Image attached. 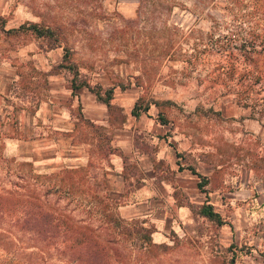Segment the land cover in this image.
<instances>
[{"label": "rangeland", "instance_id": "obj_1", "mask_svg": "<svg viewBox=\"0 0 264 264\" xmlns=\"http://www.w3.org/2000/svg\"><path fill=\"white\" fill-rule=\"evenodd\" d=\"M251 2L264 7V0ZM138 4L139 0H0V14L6 27L24 20L62 22L68 44L74 48L72 59L91 83L94 72L106 71L118 80L112 68L121 65L119 79L131 80L124 89V120L139 96L171 98L175 103L151 104L148 110L150 114L164 110L172 128L188 134L187 140L207 155L208 162L199 168L210 172L209 201L227 222L219 225L197 212L204 199L201 194L194 196L192 213L179 227L157 241L151 234L153 221L142 213L122 217L117 205L105 207L95 200L85 204L78 191L74 194L78 199L63 195L55 200L57 194L50 193L49 203L65 207L79 225L103 228L101 238L114 237L110 264H264V51L249 52L238 38L227 51L215 47L217 34L238 24L246 8L232 0H143ZM61 57L62 48L50 47L44 38L11 35L0 28V92L13 102V107H7L0 98L2 128L8 133L2 150L6 157L15 158L0 160V182L6 187L17 172L56 170L19 164L25 160L4 152L5 139L15 135L18 125L14 115L5 118L4 113L34 111L38 94L45 95L48 76L61 74L69 79L68 70L50 73ZM72 113L81 117V104ZM132 119L134 125L137 118ZM85 122L81 126L88 128ZM131 169L137 170L136 165ZM161 175L167 184L160 186L151 179L150 187L155 192L173 191L179 198L180 177L175 179L167 167ZM129 199V195L124 198ZM161 201L170 209V196ZM110 213L119 219L118 224ZM133 225L147 227L150 240L129 235ZM40 244L11 222L0 223V264H73L65 253Z\"/></svg>", "mask_w": 264, "mask_h": 264}, {"label": "crops", "instance_id": "obj_2", "mask_svg": "<svg viewBox=\"0 0 264 264\" xmlns=\"http://www.w3.org/2000/svg\"><path fill=\"white\" fill-rule=\"evenodd\" d=\"M113 69L118 80H114L106 71L102 75L94 72L92 76L95 79L93 83L114 85L111 102L118 108L110 111L86 86L73 90L70 77L50 75L46 80L45 95L38 94V105L34 111L21 110L18 114L13 111L18 125L13 129L15 135L5 139L4 152L44 170L84 165L92 160L96 169L104 173L107 190L117 200L120 215L124 217L142 213L149 216V220L154 223L151 232L153 240L158 241L165 239L166 232L178 228L180 221L192 213L194 196L203 194L206 198V193L197 185L198 175L186 165L194 164L199 172L209 177L210 172H202L199 168L200 164L206 165L208 162L207 155L187 140L188 134L172 128L168 119L166 122L158 120L159 110L156 114H150V106L147 111L141 110L138 115H134L131 112L132 105L130 111H126L124 120L125 88L118 84L123 82L119 79L123 69L121 65H114ZM0 98L7 107H13V102L2 92ZM80 104L83 116L93 122V125L88 124V128L81 126L85 121L72 113L75 105ZM161 111L167 118L164 110ZM132 118H137L134 125L131 123ZM178 162L183 167H179ZM132 164L136 165L137 170L131 169ZM210 164L214 166L213 162ZM163 167L171 169L175 179L180 177L182 180L177 191L179 198L173 191L155 192L150 187L151 179H157L160 186L167 184L161 175ZM129 186L131 190L128 191ZM127 195L130 197L128 201L124 200ZM163 196L171 197L170 209L161 201ZM156 200L160 203H156ZM158 211L159 214L156 213Z\"/></svg>", "mask_w": 264, "mask_h": 264}, {"label": "trees", "instance_id": "obj_3", "mask_svg": "<svg viewBox=\"0 0 264 264\" xmlns=\"http://www.w3.org/2000/svg\"><path fill=\"white\" fill-rule=\"evenodd\" d=\"M232 1L241 8H246V10L243 12L242 19L238 24L227 27L226 33L217 34L215 47L218 50L227 51L238 38L240 46L248 49L249 52L260 53L264 51V37L259 26L262 23L261 21L264 25L263 3L251 2V0ZM142 2L143 0H139L138 6ZM0 28L11 35L33 34L36 37L44 38L48 41L50 47L60 46L62 48L61 60L52 66L50 73L62 69L68 70L71 74L70 82L73 90L86 86L94 92L98 100L108 106L110 111L118 108L111 102L114 85L103 86L99 83H91L81 74L77 62L72 59L74 48L68 44L62 22L45 23L43 20H24L17 25L6 27L5 18L0 14ZM125 61H128V59H125ZM136 78L138 79L139 76L136 75ZM130 83L131 80L128 79L127 82H119L118 84L120 87L126 88ZM151 103L161 106L175 102L171 99H144L140 96L134 102L131 112L138 115L141 110L147 111ZM9 111L5 113V117L9 118L10 114L14 115V110ZM81 117L88 124L93 125V122L84 117L83 114ZM158 120L161 122L167 121L161 110L158 112ZM6 122L9 124V120H6ZM4 123V120L0 117V160H15L13 157H6L2 150L3 137L8 134L2 128ZM109 150L112 151L113 148ZM20 163L31 166L29 161ZM178 163L179 167H183V164ZM186 167L192 173L198 175L197 185L206 193V198L200 204L197 212L216 224L221 225L227 222L214 207V204L209 201L208 190L205 187L209 182V177L199 172L194 164H187ZM30 178L34 179L31 183H29ZM50 179L51 182H49ZM10 182L9 187L4 186L2 181L0 182V223L4 220L11 222L13 227L21 231L22 234L26 232L41 244L51 245L56 252L65 253L68 260L73 264H110L108 259L111 257L114 247V237L103 239L99 233L103 228L77 224L70 213L65 211V207L50 204L48 198V194L52 193L57 194L55 200L63 195L78 199L79 196L75 197L74 195L78 191L83 196L81 198L86 199L85 204L92 203L95 200L105 207H115L117 200H114L107 190L105 175L103 172L97 171L96 164L92 160L84 165L61 167L51 172L37 174L17 172L16 179ZM31 184H35L32 189L30 188ZM109 217L115 225L119 223V219L113 213H110ZM146 231H148V228L145 226L133 225L132 228H128V234H133V238L141 241L144 239L150 240V233Z\"/></svg>", "mask_w": 264, "mask_h": 264}]
</instances>
